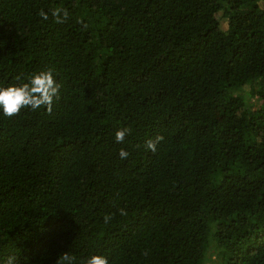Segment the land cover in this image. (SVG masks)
I'll return each instance as SVG.
<instances>
[{"label":"trees","instance_id":"obj_1","mask_svg":"<svg viewBox=\"0 0 264 264\" xmlns=\"http://www.w3.org/2000/svg\"><path fill=\"white\" fill-rule=\"evenodd\" d=\"M49 68L0 112V264H264V0H0V86Z\"/></svg>","mask_w":264,"mask_h":264},{"label":"clouds","instance_id":"obj_2","mask_svg":"<svg viewBox=\"0 0 264 264\" xmlns=\"http://www.w3.org/2000/svg\"><path fill=\"white\" fill-rule=\"evenodd\" d=\"M39 15L42 19H47V13L41 11ZM53 15L59 19L58 11H54ZM20 78L17 77V80ZM60 85L53 78V70L51 68L34 73L27 82L10 84L6 87L0 86V112L5 117H13L20 113L21 109H31L35 111L42 106L51 111L54 98H59ZM130 133V129H118L115 133V140L122 143L125 136ZM157 141L161 139L156 138ZM148 149L154 150V142L149 140L146 142ZM121 159L128 156V152L121 149L119 152ZM121 215L126 214L123 209L120 210ZM110 215L105 216V222L110 219ZM76 258L64 252L59 255L55 264H75ZM3 264H19V258L10 255ZM81 264H109L108 258L94 254L81 261Z\"/></svg>","mask_w":264,"mask_h":264},{"label":"rangeland","instance_id":"obj_3","mask_svg":"<svg viewBox=\"0 0 264 264\" xmlns=\"http://www.w3.org/2000/svg\"><path fill=\"white\" fill-rule=\"evenodd\" d=\"M208 258H209L210 260H211V259H214V254H213V250H212V249L209 251ZM205 264H211V261L206 262Z\"/></svg>","mask_w":264,"mask_h":264}]
</instances>
